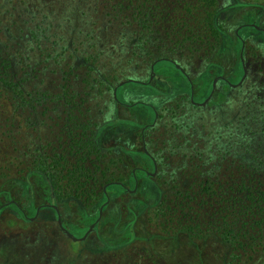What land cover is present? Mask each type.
Segmentation results:
<instances>
[{
  "label": "trees",
  "instance_id": "trees-1",
  "mask_svg": "<svg viewBox=\"0 0 264 264\" xmlns=\"http://www.w3.org/2000/svg\"><path fill=\"white\" fill-rule=\"evenodd\" d=\"M103 1L113 22L139 26L128 56L112 69H106L99 52L70 64L62 54L42 48L35 28L20 29L14 22L5 27L0 19V209L13 208L32 220L39 210L49 215L56 206L47 204L54 201L62 213H78L76 222L69 216L64 224L83 234L103 215L100 226L109 230L99 232L104 251L117 253L138 240L169 264H264V112L248 109L257 103H248L241 125L232 123L228 109L211 118H188L186 131L180 124L162 125L164 118L177 117L180 107L194 110L183 96L177 99L183 104L167 108L170 115L160 114L162 120L143 132L154 122L155 108L140 100L127 107L122 98L131 85L147 86L159 63L170 65L168 59L154 58L168 44L221 56L218 0ZM131 9L132 19L126 20ZM152 39L159 40L155 52L148 49ZM33 40L41 48L37 61L21 53ZM135 60L140 68L148 67V84L127 77L125 67ZM49 70L60 74L53 87L47 82ZM144 106L149 111L145 122L136 116ZM129 132L133 153H145L142 138H149L155 157L149 167L153 170L155 162L159 167L156 193L130 191L139 177L134 170L147 166L129 155L123 143ZM119 137L123 141L109 142Z\"/></svg>",
  "mask_w": 264,
  "mask_h": 264
},
{
  "label": "rangeland",
  "instance_id": "rangeland-1",
  "mask_svg": "<svg viewBox=\"0 0 264 264\" xmlns=\"http://www.w3.org/2000/svg\"><path fill=\"white\" fill-rule=\"evenodd\" d=\"M102 1L0 0V19L5 27L8 22H14L20 29L35 28L38 31L37 36L42 40V43L44 42L42 48L46 47L49 49L53 56L59 53L62 54L63 58H66L70 64L87 53L99 52L101 53V62H104L108 67L106 69H112L115 63L125 59L126 50L133 47L132 40L137 37L135 33L138 31L139 26L138 23L122 26L117 21L113 22V16L107 14V9L103 7L105 2ZM175 1L177 3L180 2V0ZM218 1L219 9L225 8L222 12L225 17L222 14L218 15L224 25V36L222 39L225 42L224 47L222 46L224 51L220 57L211 55L208 57L212 62L211 64L223 65L224 74L229 77L232 76V80L237 82V79L242 75L240 56L243 57V53L241 55V44L236 40V30L241 24V17L243 19L245 16L243 20L249 19L247 12L252 9V5L259 4V6H264V0ZM241 2L246 3V8L242 11ZM230 4H234V7L237 6V9L233 11V7H229ZM165 5L167 6V3ZM232 11L235 13L234 15H231ZM125 13H128L126 20H128V16L131 18V15H133L132 9ZM243 14L244 16H241ZM193 25H195V21ZM120 33H124L125 39L124 41L121 40V43L119 42ZM243 33L247 35L248 31L245 30ZM157 44H159V40L152 39L148 49H154L155 52L156 49L153 46L155 45L156 47ZM168 45L167 48H162L161 54L155 55L154 58L155 60L159 57L174 60L176 67L172 63H169L170 65L159 63L156 67V75L159 77L155 76V78L150 80L149 84L147 80L150 72L146 65L140 68L138 66L140 61L135 60L134 64H129L125 67L124 71H126L127 77L130 78L129 80L144 81L148 84L141 88H137L134 85L127 87L122 95L127 104L138 100L146 104L152 103L155 107L162 108V114L170 115L168 114L170 111L165 107L172 105V108H174L179 103L183 104L184 101H177V99L181 98L185 93L184 89L187 88L186 81L179 75L177 68L184 69L191 75L197 97L201 100L205 97L203 92L208 85V81L205 79L206 76L204 74L206 72L215 73L214 65H209L208 70H206V63L210 61L206 60L207 56L204 52L190 53L187 50H182L185 48L180 47V44ZM122 46L124 49H122ZM171 47H175V50L171 51L168 49ZM21 51L25 58L29 59V57H32L35 61L38 60L37 57L41 54V48L35 40L26 43L25 48ZM256 51L262 54L264 50ZM124 55L125 57H123ZM73 57L74 59H71ZM250 71L252 72L251 69ZM47 75V82L51 87L55 86L57 76L60 74L55 75L49 70ZM158 78L161 80H157ZM243 81L244 79L240 81V86L245 83ZM253 84L254 82L251 78L246 84H243L242 89L231 87L232 89L227 91L230 103L226 106V109L233 110L232 114H236L241 109L242 114L243 112L245 113L249 102L262 104L256 101L253 95H249ZM149 86H152V88ZM219 86L220 83L218 84ZM254 90L256 92V89ZM209 99L205 103H208ZM183 108L180 107L179 111L182 112ZM194 111H196L194 113L196 117L203 115L207 118L212 117V114L207 110ZM137 113L136 116H140L142 121L145 122L147 119L145 116H148L146 107H139ZM123 114L126 117L134 118L132 116L133 113L129 115L128 113ZM136 121H138L137 117ZM162 121V125L167 122L175 124L174 117L164 118ZM236 123L241 125L240 122ZM242 124L244 123L242 122ZM148 168L152 170V166ZM152 190L156 193L158 189L152 188ZM149 198L148 200H153ZM50 204H54V201ZM55 209L50 208L49 215L44 212L41 214V210H39L36 217L31 218L32 220L22 219L13 208L0 209V264H169L170 262L166 260V256L161 258V260L154 258L155 255L152 253L153 250L150 246L146 242L138 240L117 253L115 251H104L102 236L99 232H102L103 228H105L107 233L109 230L108 227L100 226L103 215H101V220L99 219L97 223L91 224L90 229L83 234L84 231L76 230L75 225H65L63 220L64 217L70 216L72 217V222H76V219L79 218L78 213L73 212L71 215H68L65 211L62 213L61 207L58 205ZM117 210L115 208L113 214H116V212L118 214ZM124 214L120 217L123 220H125ZM145 216L139 217L137 224H135L138 228L143 227ZM107 218L109 219L111 216ZM119 228L121 227L119 226ZM94 230L96 235L93 236ZM67 232H70L73 237L69 236Z\"/></svg>",
  "mask_w": 264,
  "mask_h": 264
},
{
  "label": "flooded vegetation",
  "instance_id": "flooded-vegetation-1",
  "mask_svg": "<svg viewBox=\"0 0 264 264\" xmlns=\"http://www.w3.org/2000/svg\"><path fill=\"white\" fill-rule=\"evenodd\" d=\"M246 3H242L241 2V11L243 9L246 8ZM229 7H233V11H235V9H237V6L234 7V4H230ZM262 7V8H261ZM218 8H219V1H218ZM228 8V6H227ZM225 10V8L223 7L222 9H218V15L222 14L224 17L225 15L222 13ZM231 13V15H234L235 13ZM249 14V19L248 20H243L245 18L244 14L241 16H244L243 19L241 17V24L238 26L239 28L236 30V40L241 44V55L243 53V57H241V61L240 64L242 66V75L239 79L236 80H232V76H226L224 74V67L221 64H211L212 62L210 61L209 57L207 56V62L206 63V70H208L209 65H214V69L216 70V72H206L204 75L206 76V80L208 81V85L205 89V91L203 92V95H205V97L201 100L197 97L195 89H194V83L192 81V77L189 73H187L186 70L181 69V68H177L179 70V75L182 76L184 78V80L186 81L185 84L187 85V88L184 89L185 93L181 96H186L188 97L191 102H192V106L194 107V110H201V111H208L209 113L213 114H221L224 111H227L226 106L230 103V98L227 95V91L231 90L233 87H239V88H243V84H246L247 81H249L251 78L254 82L253 84V88H251V93L249 95H253L254 99L262 104H258L256 106H248L249 110H255V112H260L263 113L264 110V89L262 87V83H264V51L262 52V54H260V52L256 51V50H264V6H259V4H253L252 5V9L250 11L247 12V15ZM221 15V16H222ZM230 15V17H231ZM246 15V16H247ZM225 19V18H223ZM218 21V25L222 26L221 31L223 32V36H224V25L223 22L220 21V18L217 19ZM247 30L248 34L245 35L243 32ZM220 46L224 47V43L223 40H220ZM200 43H196V45H200ZM202 45V44H201ZM168 59L170 63H172L175 67H176V62L174 60H171L169 58H165ZM209 59V60H208ZM154 65V64H153ZM154 67V66H153ZM250 69L252 70V72L250 71ZM157 73H155L154 75H152V77L150 78L153 79L156 77H159L158 75H156ZM250 74V75H249ZM209 76V77H207ZM244 79L242 86H240V81H242ZM157 80H161L160 78H158ZM220 83V86L218 87V84ZM228 87H230V89H228ZM232 87V88H231ZM256 89V92L255 90ZM255 93V94H254ZM210 98V99H209ZM209 99L208 103H205L206 100ZM146 104V103H145ZM128 107H131L132 104H126ZM147 105L153 106L155 108L156 111V118L154 120V122L152 123H148L146 125L145 128H143V132L146 131L147 128L149 127H154L158 120L160 119V114L163 113L162 108H157V106L155 107L154 104L152 103H147ZM169 105H167L168 109H173L172 105L170 107H168ZM188 108L190 107V105H186ZM191 106V107H192ZM146 107V106H144ZM175 107V106H174ZM148 108V107H146ZM112 114H114V109L115 106H112ZM179 109V108H178ZM192 111V110H188L185 111L183 110L182 112H179V115L177 117H174L175 119V124L177 125H183L182 127V131H186V121L188 118H192V119H196V115H194V113L196 111ZM233 110L229 109L228 112H232ZM147 112H149L147 110ZM232 116L234 117L233 119V124L237 125V123L235 121H240L241 123V109H239L237 111V113L232 114ZM194 117V118H193ZM200 117H204V116H200ZM250 118V117H249ZM162 120V119H160ZM246 117L244 118L243 122H246ZM107 134L109 133L106 132ZM128 137L127 139L123 142L129 149V155L131 157L136 156L135 158H137L138 160L141 161L142 164L146 165L147 162V168H140V173H137V169L134 170L136 176H139L138 178H136V183L134 185L135 189H131L130 191L136 193L139 191V189L141 190H149L151 188H157L159 189V185L157 182V176L159 173V167L158 164L155 162V167L153 170H150L148 161L149 158L151 157L153 160L155 159V157L153 156V154L149 151V138L147 136L144 135L143 142H144V150L145 153H133L131 152L134 148V146L136 145L134 142V138L132 133H128L127 134ZM122 138H116L115 140L110 138V141H113L114 143H119L121 142ZM123 141V140H122ZM105 143L107 142L106 140L104 141ZM108 142V143H109ZM51 207H55L57 205L54 204H50ZM55 209V208H54ZM64 220V219H63Z\"/></svg>",
  "mask_w": 264,
  "mask_h": 264
},
{
  "label": "water",
  "instance_id": "water-1",
  "mask_svg": "<svg viewBox=\"0 0 264 264\" xmlns=\"http://www.w3.org/2000/svg\"><path fill=\"white\" fill-rule=\"evenodd\" d=\"M61 225H62V222H61ZM69 234V236L73 237V235L70 233V232H67Z\"/></svg>",
  "mask_w": 264,
  "mask_h": 264
}]
</instances>
